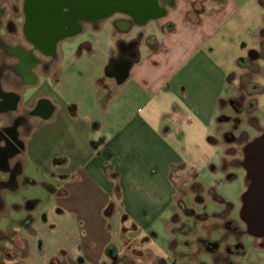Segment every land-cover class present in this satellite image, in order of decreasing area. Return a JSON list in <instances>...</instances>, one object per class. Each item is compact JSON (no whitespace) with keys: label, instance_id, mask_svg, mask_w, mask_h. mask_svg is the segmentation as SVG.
Wrapping results in <instances>:
<instances>
[{"label":"crops","instance_id":"1","mask_svg":"<svg viewBox=\"0 0 264 264\" xmlns=\"http://www.w3.org/2000/svg\"><path fill=\"white\" fill-rule=\"evenodd\" d=\"M10 1L0 0V6ZM249 1L258 10L244 17L242 8ZM171 8L176 18L163 24V37L148 42L145 52L135 26L124 21L121 29L119 18L109 20L111 42L105 50H98V39L85 37L78 56L68 53L66 58L62 52V106L39 88L51 70L32 66L9 78L6 70L0 73V89L17 96L10 109H0V155L10 141L6 128L12 125L5 112L17 105L26 114L14 125L23 142L20 158H0V219L17 212L10 225L0 227V264H111L129 247L147 252L155 264H167L165 257L177 254L178 245L162 250L157 242L161 234L174 236L171 220L179 210L174 207L178 188L173 173L191 172L189 153L213 146L234 147L242 166L243 147L225 139L228 124L221 118L240 112L237 88L249 71L243 58L264 49V0H174ZM134 42L131 60L122 64H129L128 75L118 83L122 65H110L119 57L121 43L131 48ZM80 57L90 59L89 68L77 64ZM260 66L264 72V63ZM252 82L264 91V85ZM61 111L62 127H48ZM254 114H260L258 109ZM189 182L199 186L189 194L221 203V211L206 215L225 224L228 234L218 246L211 244L217 238L203 234V252L218 264H241L231 258L246 256V235L264 250V237L244 230L233 203L213 187L194 178ZM24 185L39 187L41 196L8 201L6 193ZM182 221L189 232H177L188 238L192 228Z\"/></svg>","mask_w":264,"mask_h":264},{"label":"rangeland","instance_id":"2","mask_svg":"<svg viewBox=\"0 0 264 264\" xmlns=\"http://www.w3.org/2000/svg\"><path fill=\"white\" fill-rule=\"evenodd\" d=\"M18 5L21 4L22 0H15ZM167 13L155 19H150L146 23L135 26L133 32L136 33L138 39H142L140 49H146L147 43L151 42L152 39H161L163 37V30L167 29L163 26L168 20H173L176 18L174 10L171 5H165ZM258 7L254 1H249L242 8L243 16L246 17L248 14L257 13ZM110 18H105L97 23L95 27L94 24H85V30L82 34L78 35L75 39H66L62 42L60 51L61 57L58 64V70L52 76L42 78L40 81V86L48 93L54 96L57 103L62 106V52L66 56L68 53H72L75 56L79 55L78 44L81 39L85 37H90L93 39H98V50H105L110 44L111 40V25ZM149 40V41H148ZM87 51V50H85ZM82 58V59H81ZM81 59V60H80ZM66 60V59H65ZM90 60V59H89ZM85 57H80L77 60V64L90 67V63ZM64 62V61H63ZM95 59L92 65H94ZM264 63V60L260 62ZM254 79L260 84L264 85V72L260 74L247 73L243 77V86L237 88V96L245 94V101L250 99V96H255L260 103L264 102V91L260 94L262 87L257 85V83L252 82ZM254 84V85H253ZM38 88V87H37ZM246 91L250 93H246ZM31 94V90L28 89L24 97L28 98ZM250 94V96H249ZM248 95V96H247ZM260 105V104H259ZM261 110L258 109V112ZM249 114L246 112H238L237 115L230 117V113L222 116L221 120L227 122V131L223 132L226 134L225 139H231L232 144L243 147L247 142L251 141L256 136V132L253 129L248 128L247 123ZM57 120V121H56ZM264 121V120H263ZM264 125V122H262ZM48 127H62V111L55 117V122L49 124ZM243 128V129H242ZM62 129V128H61ZM248 132L247 136L245 135ZM223 134V135H224ZM222 141L224 138L222 136ZM234 147L230 149L227 147L225 150L221 146L211 147L210 151H200L196 153H189V162L187 168L194 167L191 172L186 171H176L173 173L174 180L176 182L178 193L176 194L174 200V207L179 210V215L174 214L172 217V225L170 227V232L174 233L172 238H166L165 235H160V239L157 244L161 246L162 250L173 248L174 244H177L176 252L173 256L165 257L167 264H218V260L213 256H210L207 252H203L201 249L203 247V242H205V236L217 238L219 241L227 240L226 235H228L224 227L225 224H220L221 222L218 218H209L206 213H211L214 211H221V203L213 197L206 196L205 200L199 197L197 194L192 195L199 189L197 184H189V179L191 178L195 181L202 183L205 188H215L218 195L229 200L233 203L235 209L233 214L238 216L240 208V196L246 188L245 181V171L241 164V160H238L240 153H234ZM243 160V159H242ZM192 169V168H191ZM178 172L180 176L178 175ZM228 173H233L235 178L232 180H226V175ZM179 177V178H178ZM192 193V194H189ZM42 191L39 187L34 185H24L19 191L15 193H6L8 201L22 202V196L36 195L41 196ZM198 214V215H195ZM17 212H13L8 217H1L0 227H6L10 225L11 220L16 217ZM194 214V216H193ZM186 215H189L186 217ZM193 216V217H192ZM195 218V219H194ZM208 218V219H207ZM188 224L192 228V233L188 238L184 232H189L188 227L183 223ZM227 219V218H226ZM202 221V223H201ZM244 230H245V225ZM244 230L239 231L238 238L241 239ZM181 231V232H177ZM228 231V230H227ZM176 233V234H175ZM195 235V236H194ZM244 242L247 245V254L242 259H237L232 257L233 263L244 264L247 260H253L258 264H264V250L257 249L253 246V243L249 236L244 237ZM169 247V248H168ZM198 247L201 250L198 251ZM4 253L1 252V254ZM163 254L166 255L163 251ZM146 257L145 260H140L142 257ZM130 259V260H129ZM151 255L147 252H140L138 249L128 248V251H124L120 257H116L111 264H155L151 259ZM145 261V262H144Z\"/></svg>","mask_w":264,"mask_h":264},{"label":"flooded vegetation","instance_id":"3","mask_svg":"<svg viewBox=\"0 0 264 264\" xmlns=\"http://www.w3.org/2000/svg\"><path fill=\"white\" fill-rule=\"evenodd\" d=\"M21 3V7H19L15 0H11L0 6V58H3L0 64V73L6 70L8 78L16 71L24 73L32 66L35 68L41 66L45 72L51 70L52 75L55 74L61 57L60 47L62 42L66 39H75L82 34L85 30V24H94L96 27L97 23L101 21H85L78 17L74 18L72 23H62V10L68 12L69 9L65 5L62 7V0H22ZM171 4L170 2L160 3L164 8L165 5ZM108 18H119L120 22H123L121 29L126 28V21L129 22L130 27L144 24L135 21L124 13H115ZM135 46L136 42L131 44V48L121 43L119 57L113 61L110 69H117L118 66L129 62L131 60L130 53L133 52V48H136ZM42 55L45 57L44 59ZM263 60L264 49L252 52L248 57L243 58V63L249 68L250 73L260 74L263 72L260 66V62ZM262 91L263 89L258 94ZM0 93H2L0 109H10L12 107V97L17 98V96L11 90L3 91L0 89ZM246 93L250 92L246 91ZM245 97V94L239 96L238 109L240 112L249 114L247 126L256 132L253 139L263 138L264 109L260 107V114H254L256 109H259L260 100L255 96H250V99L246 102ZM5 115L12 121V125L6 128L7 133L10 135V141L3 147L0 158L2 156L9 160L20 158L23 152V142L16 136L14 125L24 121L26 114L19 113L16 105L14 109L5 112ZM13 130L14 134H12ZM247 134L246 131L245 135L247 136ZM253 152L259 157V154L264 152V146L254 148ZM219 243V240L211 242L215 246H218Z\"/></svg>","mask_w":264,"mask_h":264},{"label":"water","instance_id":"4","mask_svg":"<svg viewBox=\"0 0 264 264\" xmlns=\"http://www.w3.org/2000/svg\"><path fill=\"white\" fill-rule=\"evenodd\" d=\"M174 0H62L68 12L62 10V23H72L74 18L87 21L102 20L115 13H124L139 23H146L165 14L162 2ZM129 64L118 69L117 82L128 75ZM264 146V137H257L243 147L242 166L249 183L241 195L239 218L246 226V232L255 237H264V152L256 155L253 149Z\"/></svg>","mask_w":264,"mask_h":264},{"label":"trees","instance_id":"5","mask_svg":"<svg viewBox=\"0 0 264 264\" xmlns=\"http://www.w3.org/2000/svg\"><path fill=\"white\" fill-rule=\"evenodd\" d=\"M226 177H227V179H233V178L235 177V175H234L233 173H228ZM225 206H226V207H230V204L226 203ZM132 245H133V244H132ZM132 245H131V246H132ZM133 249H136V248L133 247ZM130 250H131V248H130ZM126 251H128V250H126ZM138 251H139V250H138Z\"/></svg>","mask_w":264,"mask_h":264}]
</instances>
